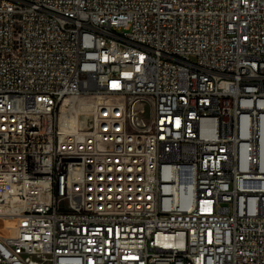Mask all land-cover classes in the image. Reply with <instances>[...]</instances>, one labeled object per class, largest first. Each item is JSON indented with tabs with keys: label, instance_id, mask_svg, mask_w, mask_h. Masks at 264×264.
<instances>
[{
	"label": "built area",
	"instance_id": "1",
	"mask_svg": "<svg viewBox=\"0 0 264 264\" xmlns=\"http://www.w3.org/2000/svg\"><path fill=\"white\" fill-rule=\"evenodd\" d=\"M0 264H264V0H0Z\"/></svg>",
	"mask_w": 264,
	"mask_h": 264
}]
</instances>
